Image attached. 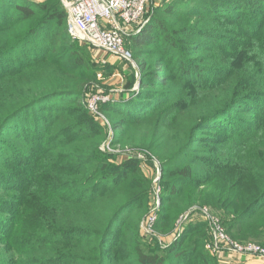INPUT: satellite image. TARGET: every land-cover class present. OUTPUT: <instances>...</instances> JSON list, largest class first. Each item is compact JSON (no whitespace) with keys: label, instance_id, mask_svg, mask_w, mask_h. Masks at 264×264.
<instances>
[{"label":"trees","instance_id":"1","mask_svg":"<svg viewBox=\"0 0 264 264\" xmlns=\"http://www.w3.org/2000/svg\"><path fill=\"white\" fill-rule=\"evenodd\" d=\"M154 12L129 35L146 52L139 89L130 83L125 104L108 107L114 130L143 119L181 131L167 154V143L150 151L162 171L153 228L207 192L231 239L264 247V0H176ZM77 42L60 0H0V264H217L203 218L141 249L132 215L148 202L145 181L137 159L98 148L102 129L66 82L92 74L83 53L93 47Z\"/></svg>","mask_w":264,"mask_h":264},{"label":"rangeland","instance_id":"2","mask_svg":"<svg viewBox=\"0 0 264 264\" xmlns=\"http://www.w3.org/2000/svg\"><path fill=\"white\" fill-rule=\"evenodd\" d=\"M170 1L176 0H148L146 12L143 16L144 23L134 31L133 37L136 36L139 38L142 35L141 31L144 29L142 26L148 21L149 17L151 18V16L155 14L154 10L158 7L168 5ZM74 40L78 41L77 39ZM132 40L133 39L131 36H125L123 40L124 47L129 52V57H120L111 53H102V51H98L95 48L86 46V52L83 53V55L88 56V59H90L89 64L93 69L92 74H90V76L83 81V76L85 75L86 71L90 70L89 68H86L80 76L75 77L74 81L66 82L75 85L76 89H82L81 104L102 129L103 139L98 146L99 150L114 155V159L119 163H122L127 157H133L138 160V175L145 181V191L148 192L149 198L147 204L141 205L133 213L132 218L138 220L137 234L138 238L143 242L140 247L146 252L150 247H154L155 245H160V248H164L167 240L169 241V239L177 237L176 232L185 221L195 220L196 218L199 220L202 218L206 219V213H208L209 215L214 216L221 225V218L223 220V214L219 209L212 205L214 203L209 199V194L205 192L204 199H198L194 201V204H192V206L187 211L181 213L178 217H175V219L172 220L170 224H168L167 219H165L161 225H159L161 222L160 220L158 223L159 226H156V229L153 228V225H155L157 222V218H161V216L158 215V210L160 207V195L162 194V188L160 184L162 171L159 161L150 151L157 152V147L167 143L163 150L164 154H167L168 151L173 148V146L169 145L168 142L170 144L176 143L177 141L173 142L172 138L175 134L180 137L179 134H181V131L173 123L166 125L164 123L152 122L149 120L143 121V119H136L134 122H128L126 126L114 130L113 123L114 121L118 120L120 116L114 111L111 112V109L108 107H122L125 104L124 101L127 96V87L130 83V89L138 91L140 84L138 59H140L143 55L146 56V52H138L141 50L133 45ZM152 53L154 54L157 52L154 51ZM67 67L68 64H64V68L67 69ZM82 81L84 82L83 84ZM42 88H44L43 84H39L37 87H35L36 91H39L40 89L42 90ZM94 97L104 99L109 97L110 100L105 102L101 99L97 100L95 103V111H92L89 108V105L91 104ZM107 104H109V106L106 107L108 111L105 112L103 107ZM209 110V106L206 105V108H202L196 112L194 116L205 114ZM202 133L203 132H197L194 135L197 136ZM197 139L199 138H196L195 140ZM51 143L52 142H48L47 147L52 145ZM60 150L61 148L58 151ZM47 151H50V149H47ZM45 156L43 157L45 161L44 169L48 167L51 160L50 156ZM151 217H154V219L151 224L152 226L148 229L146 226V221L148 222ZM164 226H168L166 232L163 229H160ZM222 226L223 225H221V227ZM262 236L264 238V234ZM248 242H254L260 245V243L262 244V239L248 240ZM114 251L115 250H112L111 253H114ZM111 255L113 254H109L110 258ZM245 257L254 259L248 256ZM108 260H117L118 264H133L132 260L122 259V257H119V259ZM210 260H215L217 264H224L226 262L233 264L237 263V259L233 258Z\"/></svg>","mask_w":264,"mask_h":264},{"label":"built area","instance_id":"3","mask_svg":"<svg viewBox=\"0 0 264 264\" xmlns=\"http://www.w3.org/2000/svg\"><path fill=\"white\" fill-rule=\"evenodd\" d=\"M67 12L68 33L72 39L87 43L102 53H111L120 57H129L124 47L125 36L144 23L148 0H60ZM147 20V19H145ZM143 27V26H142ZM141 27V28H142ZM109 101L110 98L94 97L89 108L95 111L97 100ZM205 212V211H204ZM206 213V212H205ZM206 220L212 240L206 248L220 259H239L252 257L264 264V247L254 242L240 243L232 240L223 230L218 220L206 213ZM151 217L146 226H152Z\"/></svg>","mask_w":264,"mask_h":264},{"label":"crops","instance_id":"4","mask_svg":"<svg viewBox=\"0 0 264 264\" xmlns=\"http://www.w3.org/2000/svg\"><path fill=\"white\" fill-rule=\"evenodd\" d=\"M217 259H220L219 256L217 255ZM237 263L235 264H261V261L258 259H249L247 257L241 258V259H237L236 260ZM224 264H233V263H224Z\"/></svg>","mask_w":264,"mask_h":264}]
</instances>
